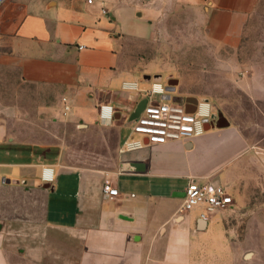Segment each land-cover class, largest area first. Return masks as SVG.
Listing matches in <instances>:
<instances>
[{
    "label": "crops",
    "instance_id": "crops-1",
    "mask_svg": "<svg viewBox=\"0 0 264 264\" xmlns=\"http://www.w3.org/2000/svg\"><path fill=\"white\" fill-rule=\"evenodd\" d=\"M262 1L191 0L204 8L205 39L223 47L241 45ZM143 5L0 0V174L11 180L0 184V264H244L253 256L234 240L264 231L239 232L229 213L263 204L257 191H264V135L255 140L235 123L213 122L188 141L121 151L136 136L131 127L122 136L125 121L131 123L153 78H143L150 81L143 87L141 75L122 66V44L152 29L153 11ZM237 80L251 102L264 103V72ZM125 81H138L141 92L124 90ZM107 103L120 116L103 123L99 109ZM59 123L111 131L118 150L113 165L65 163L74 147L47 134L59 137L50 129ZM44 165L55 169L49 187ZM191 180L226 187L234 205L205 221L197 208L181 212ZM107 182L118 195L103 193Z\"/></svg>",
    "mask_w": 264,
    "mask_h": 264
},
{
    "label": "rangeland",
    "instance_id": "rangeland-1",
    "mask_svg": "<svg viewBox=\"0 0 264 264\" xmlns=\"http://www.w3.org/2000/svg\"><path fill=\"white\" fill-rule=\"evenodd\" d=\"M142 1L143 6L153 11L152 29L147 36L127 38L122 44L124 69L141 75L138 80L143 87L150 83L143 79L145 74L160 77L166 84L170 79H177L173 95L180 90L185 98H209L216 113H222L231 123L253 134L255 140L264 135V103L260 101L256 106L251 102L237 80L247 71L264 72V0L247 24L239 47L218 46L205 39L202 5L191 0ZM152 99L158 100L160 95ZM130 127L131 123L126 120L123 137ZM50 129L59 130L60 134L55 137L48 130L49 140L56 138L71 150L74 147V152L70 151L64 159L69 165L108 168L116 160L115 135L105 127L82 131L59 123ZM257 197L263 204L250 213H229L239 232L264 231V191L258 190ZM258 233L254 238L240 234L234 240L243 254L254 252L244 259V264H264V236L259 237Z\"/></svg>",
    "mask_w": 264,
    "mask_h": 264
},
{
    "label": "built area",
    "instance_id": "built-area-1",
    "mask_svg": "<svg viewBox=\"0 0 264 264\" xmlns=\"http://www.w3.org/2000/svg\"><path fill=\"white\" fill-rule=\"evenodd\" d=\"M93 0H88L92 2ZM103 12H106L103 9ZM124 90L141 92L138 81H125ZM167 84L160 77H153L151 86L146 90L147 103L139 115L131 120V130L136 136L127 138L121 151H133L142 148L145 143L163 144L169 141H188L192 137L203 134L207 122H211L213 106L209 100H199L195 110L190 112L184 102L166 99ZM160 95V99H152ZM66 101V99L64 98ZM68 108V105L66 106ZM117 109L114 105L102 104L99 109V119L103 123H110L116 118ZM42 180L52 183L55 180V169L52 165L42 167ZM6 178L0 174V184ZM103 193L114 197L119 194L117 187L105 183ZM234 198L226 187L211 182H197L191 180L184 190L181 212L199 209V217L208 220L218 211L232 207Z\"/></svg>",
    "mask_w": 264,
    "mask_h": 264
},
{
    "label": "water",
    "instance_id": "water-1",
    "mask_svg": "<svg viewBox=\"0 0 264 264\" xmlns=\"http://www.w3.org/2000/svg\"><path fill=\"white\" fill-rule=\"evenodd\" d=\"M151 77L152 76L150 74H146V75L143 76V78L146 79V80L151 79ZM177 83H178L177 79L168 80V82H167V91H168V93L165 96L166 99H170L172 97L174 100L179 101V102H184L185 99H186L187 102H192L194 104L193 108H187V110L190 111V112H193L195 110V106H196V104H197V102L199 100H207L205 98L199 99V98H196V97L185 98L183 96H172V92L175 91V87H176ZM146 103H147V98H142L141 100H139V102L137 103L135 109L132 111L131 115L129 116V120L135 119L139 115V113L143 110V108L146 105ZM186 107H187V105H186ZM119 116H120V114L116 113V118H119ZM213 122H215L217 126H227V125H229V120L220 112L213 113L211 122H207L205 128L209 129ZM135 166L138 167V168L143 167L142 164H135ZM10 181H11L10 179L6 180V182H10ZM45 186L49 187L50 183L47 182L45 184ZM202 220L205 221V219H202Z\"/></svg>",
    "mask_w": 264,
    "mask_h": 264
},
{
    "label": "flooded vegetation",
    "instance_id": "flooded-vegetation-1",
    "mask_svg": "<svg viewBox=\"0 0 264 264\" xmlns=\"http://www.w3.org/2000/svg\"><path fill=\"white\" fill-rule=\"evenodd\" d=\"M184 103L187 105V108H193L194 106L192 102H187L186 99L184 100Z\"/></svg>",
    "mask_w": 264,
    "mask_h": 264
}]
</instances>
